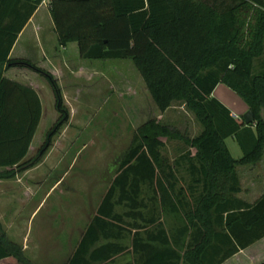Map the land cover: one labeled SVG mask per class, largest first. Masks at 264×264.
Listing matches in <instances>:
<instances>
[{"label": "trees", "instance_id": "obj_1", "mask_svg": "<svg viewBox=\"0 0 264 264\" xmlns=\"http://www.w3.org/2000/svg\"><path fill=\"white\" fill-rule=\"evenodd\" d=\"M39 6L40 0H0V180L37 164L67 118L55 77L28 59L9 57ZM47 8L59 46L75 42L82 59L131 60L160 113L180 103L201 126L193 137L157 118L136 128L64 264H117L115 257L125 251L120 240L131 229H137L131 252L138 264H221L263 238L264 191L252 202L238 197L237 169L257 164L264 154V0H50ZM10 67L42 76L60 113L28 160L42 106L32 87L3 75ZM219 83L240 95L252 122L233 117L213 96ZM228 137L241 157L231 156ZM164 138L182 140L193 151L168 164L161 154ZM143 188L152 192L155 207L181 222L169 235L155 226L154 206L144 213ZM116 206L126 210L117 212ZM152 225L142 237L139 230ZM11 256L28 264L21 247L2 234L0 260Z\"/></svg>", "mask_w": 264, "mask_h": 264}, {"label": "rangeland", "instance_id": "obj_2", "mask_svg": "<svg viewBox=\"0 0 264 264\" xmlns=\"http://www.w3.org/2000/svg\"><path fill=\"white\" fill-rule=\"evenodd\" d=\"M47 10L46 4H42L36 13L33 27L26 31V42H19L13 57L24 52L30 61H41L46 52L50 56L48 59L46 57L48 64L55 60V47L49 42L53 34L50 33ZM43 37L49 42L47 47H50V53L47 52L48 48L43 47ZM23 45L26 47L23 48ZM72 50H68L70 57L77 59L67 62L70 69L61 68V71H56L51 65L39 63L54 77L53 72L57 73L58 79H55L66 108V121L52 136L49 148L37 164L18 171L13 178L0 180V235L4 234L6 240L21 247L28 264H64L67 261L114 177L120 159L130 147L136 128L147 119L157 118L188 137L201 131L192 112L180 103H174L163 113L156 109L131 60L83 59L81 61L94 64V70L85 69L79 65L82 62L78 51L74 54ZM73 69H77L74 76L69 73ZM28 73L36 77L34 81L41 89L42 117L26 160L37 155L47 133L60 115L47 81L31 70ZM87 73H94L93 78ZM213 96L239 117L248 110L240 95L225 84L219 83ZM225 143L233 158L242 156L233 138H226ZM188 150L189 147L182 140L164 138L161 154L166 163L173 164L175 159ZM237 172L241 184L238 197L252 202L264 191V155L257 164L238 167ZM180 174L188 181L183 168ZM143 189L142 197L147 204L143 211L146 213L155 205L149 199L152 192ZM154 209L157 211L155 226L159 223L168 235L169 230L181 225L169 214H164L159 205ZM124 210L125 207L116 206L117 212ZM132 221L125 218V224ZM138 223L145 224L140 220ZM147 230H154V226L141 228L139 231L142 237L146 236ZM135 231L137 229H131L129 234L125 232L120 240L125 251L115 257L117 264H138L137 256L131 252L132 234ZM0 264L24 263L11 256L1 260Z\"/></svg>", "mask_w": 264, "mask_h": 264}, {"label": "crops", "instance_id": "obj_3", "mask_svg": "<svg viewBox=\"0 0 264 264\" xmlns=\"http://www.w3.org/2000/svg\"><path fill=\"white\" fill-rule=\"evenodd\" d=\"M40 7H42V5H40L37 8V10L33 13L31 18L28 20V22L25 24V26L23 27V29L19 33V35H18V37H17V39H16V41H15V43H14V45H13L11 51H10V53H9V57L10 58H22V59L30 60L29 58L24 56V54H23L24 52L18 54V56H16V57H13V54H14L15 49L18 46L19 42H21V43L22 42L23 43L26 42V39H27L26 31H27V29L29 27H31V28L33 27V23H34V20H35L36 13L40 9ZM47 12H48V10H47ZM47 16H48L47 18H48V20H49V22L51 24L50 33L53 34L52 35L53 39L51 41H49V42L53 43V47H55V48H53V50H54L53 54L56 55L57 57L55 58V60L53 62H49V64H48V62L46 60V57L48 59V58H50V56L48 57L46 55V52H45V54H43V58L41 59L42 62L41 61H34V62H37L38 63L37 65L39 67H42V68H45V67L43 65H40V64H42L44 62L48 66L51 65L52 68H54L56 71L60 70L61 68H64V70L65 69L67 70L69 68L68 65H67V62L70 61V63H71L73 58L77 59V57H72L71 58L70 57L71 53H69L68 50H69V48H73L74 50H72V51H74V54H75L76 51H78V46H77V44L75 42L68 43L65 46H59L58 43H57L56 34H55L54 28H53V22H52V20L50 18L49 12H48ZM49 42L46 40V38L43 37L42 43H43L44 49L48 48L47 45H49ZM25 47L26 46L23 45V48H25ZM49 48H48V51H47L48 53H50V49ZM78 53H79V51H78ZM50 55L53 56L52 53ZM79 60L81 61L83 59L80 58ZM55 61H57L58 63H56ZM81 62L82 63L79 62L80 63L79 65L81 67H83L85 69L88 68V69L94 70V66H93L94 64L87 63V62H84V61H81ZM27 69L28 68H21V67L4 68L3 75L5 77H8V78L12 79V80H16L18 82H21L23 84H27L30 87H32L38 93L40 101H41V89L38 86V83L36 84V82L34 81L36 79V77L33 76V75L31 76V74L28 73V70H30V69H28V70ZM14 70H17V71H14ZM50 71L53 72L52 70H50ZM76 72H77V69L69 70V73L73 74V76L76 74ZM53 74L55 75V78L58 79L57 73L53 72ZM87 74L91 75L90 76L91 79L94 76L93 75L94 73H87ZM19 75H21L22 78H24V80L21 79ZM98 75H101V74H98ZM26 78H29V80L26 79ZM30 79H31V81H30ZM41 106H42V103H41ZM232 111H231V113L235 114V112H232ZM41 117H42V115H41ZM231 138H233V137H231ZM248 202H251V201H248ZM5 259H7V258H5ZM221 264H264V237L261 238L260 240L256 241V242L252 243L251 245L247 246L246 248L240 249L238 252H236L235 254H233L232 256L227 258L226 260H224Z\"/></svg>", "mask_w": 264, "mask_h": 264}, {"label": "water", "instance_id": "obj_4", "mask_svg": "<svg viewBox=\"0 0 264 264\" xmlns=\"http://www.w3.org/2000/svg\"><path fill=\"white\" fill-rule=\"evenodd\" d=\"M242 119L244 121L245 124H248L250 122H252L253 120V113L250 109H248L243 115H242Z\"/></svg>", "mask_w": 264, "mask_h": 264}, {"label": "built area", "instance_id": "obj_5", "mask_svg": "<svg viewBox=\"0 0 264 264\" xmlns=\"http://www.w3.org/2000/svg\"><path fill=\"white\" fill-rule=\"evenodd\" d=\"M49 1H50V0H40V5H42V4H46V6H47V4L49 3ZM232 116L235 117V118L238 117V116H237L236 114H234V113H232Z\"/></svg>", "mask_w": 264, "mask_h": 264}]
</instances>
